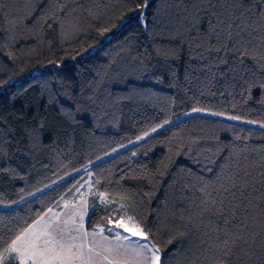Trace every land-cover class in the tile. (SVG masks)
Wrapping results in <instances>:
<instances>
[{"label":"trees","instance_id":"1","mask_svg":"<svg viewBox=\"0 0 264 264\" xmlns=\"http://www.w3.org/2000/svg\"><path fill=\"white\" fill-rule=\"evenodd\" d=\"M260 3L237 7L256 22ZM143 4L0 0V254L88 177L106 199H89L88 230L110 236L117 219L133 217L160 248L161 264L203 260L219 221L189 217L201 189L218 186L222 170L230 174L235 154L258 190L247 214L255 243L244 259L264 264V69L245 57L233 71L230 53L199 58L173 39L195 7L208 9L198 22L208 34V0ZM233 115L239 119H227Z\"/></svg>","mask_w":264,"mask_h":264},{"label":"snow or ice","instance_id":"2","mask_svg":"<svg viewBox=\"0 0 264 264\" xmlns=\"http://www.w3.org/2000/svg\"><path fill=\"white\" fill-rule=\"evenodd\" d=\"M208 3L212 5L211 14L215 17L214 23L209 22L208 34L202 35L198 28L201 13L207 14L208 9L195 7L193 12L188 13L191 19L182 29L176 30L177 35L173 39L178 37L181 45L198 50L199 58H203L205 53L223 52L225 55L230 53L234 57L233 71L245 64V57L264 69V35H261L259 39L253 35L264 29V0L257 5V15L260 19L256 22L252 21L251 16L247 20L244 18L245 13L241 10L243 6L237 7L238 0H216L215 4H212V0H208ZM147 5L148 0H144V4L139 7L146 8ZM216 5H219V10ZM248 12L251 13L252 9H248ZM0 16H2V10H0ZM13 25L14 21H10V26ZM228 62L227 59L220 60L223 64ZM240 71L243 72L245 69L241 68ZM0 87L3 85L0 84ZM260 87H264V83ZM212 115L223 114L212 113ZM227 119L238 120L239 117L233 115L228 116ZM248 123L255 122L248 121ZM260 127L264 128V123L260 124ZM152 131L155 132L156 129L153 128ZM145 135L147 136L148 133ZM229 159L234 162L235 167L230 166V174L222 170L217 180L218 186L205 185L201 189L204 193L203 199L196 205V214L189 217V223L197 216L203 223L205 215L215 216L219 221L214 229V245L207 246L209 254L205 255L203 260L198 259L190 264H248V260L244 257L251 258L245 246L250 248L255 243V238L249 230L247 214L249 207L253 204L250 195L258 191L257 179L253 176L250 167L238 156L232 154ZM244 160L246 161L247 157ZM96 183L98 184L99 181ZM259 183L261 189H264V172L260 174ZM121 210L126 211L123 206ZM241 212L244 213V219L240 217ZM66 215L68 219L55 218L43 224L41 221L44 217H41L16 235L4 248V253L18 259L19 264H105V262L106 264H161L160 248L152 242V238L144 232L139 223H133L129 227L128 223L117 219L116 228L131 232L132 236H139L140 240L133 241L129 236L116 231V228H108L107 231L114 233L117 241L112 244L108 237L103 235L104 228L94 230L90 234L84 230L82 223L75 221L74 213ZM80 220H83L82 216ZM128 220L132 221L133 217H128ZM257 235L260 234L257 233ZM121 241H128V243ZM168 242L171 243L172 240L169 239ZM3 259V254H0V261Z\"/></svg>","mask_w":264,"mask_h":264},{"label":"rangeland","instance_id":"3","mask_svg":"<svg viewBox=\"0 0 264 264\" xmlns=\"http://www.w3.org/2000/svg\"><path fill=\"white\" fill-rule=\"evenodd\" d=\"M94 196L97 197V199L99 200L98 202H106V199L103 196H101L99 194L97 195L94 192V189L92 188L90 180L87 177V179H85L84 181H81L75 187V189L73 191V195L70 197V199L62 201L58 208H48L31 225H33L37 220H40L41 217H44V220L41 221L42 224L45 222H48L49 220L55 219V218H59L60 220L68 219V216L66 215L68 213H74L75 215L73 217L74 218L77 217L78 219H80L81 215L85 211L86 204H87V207L89 206V199L94 197ZM49 210H51V211H49ZM51 215L53 216V218H46V217H51ZM120 221L124 222V223H128L129 227H131V225L133 224V222L129 221L128 219H120ZM113 228H116V226ZM99 229L100 228H98L96 230H99ZM116 231H120L122 233V235L129 236V238L133 241H137L140 239L139 236L134 237L131 235V232H124L123 229L116 228ZM112 234L114 236V233H112ZM109 241L112 244L117 243L115 238H110ZM121 242L125 243V244L128 243V241H121ZM3 256H4V259L2 261H0V264H8L11 258H12V260L14 259L12 256H10L7 253H3ZM15 260L19 264V260L18 259H15Z\"/></svg>","mask_w":264,"mask_h":264},{"label":"crops","instance_id":"4","mask_svg":"<svg viewBox=\"0 0 264 264\" xmlns=\"http://www.w3.org/2000/svg\"><path fill=\"white\" fill-rule=\"evenodd\" d=\"M82 217H83V220L81 221L80 219H78L77 217H73L74 219H75V221L77 222V223H82L83 224V227H84V230L86 231V232H88V233H93V231L95 230V231H98V230H96V229H94V230H88L87 228H86V220H87V216H88V207H87V204H86V206H85V211H84V213L81 215ZM46 218H53V216L51 215V217H46ZM103 235L104 236H107L108 237V240L110 239V238H114V236H113V234L112 235H105L104 233H103ZM140 240V239H139ZM141 242H143V241H141ZM10 261H15V262H17L15 259H13L12 260V258L10 259ZM9 261V262H10ZM18 263V262H17ZM106 264V263H105Z\"/></svg>","mask_w":264,"mask_h":264}]
</instances>
